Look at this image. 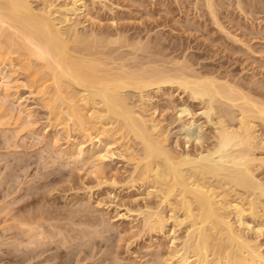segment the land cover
<instances>
[{"label": "bare ground", "instance_id": "6f19581e", "mask_svg": "<svg viewBox=\"0 0 264 264\" xmlns=\"http://www.w3.org/2000/svg\"><path fill=\"white\" fill-rule=\"evenodd\" d=\"M33 1L0 0V97L4 98H0V100H8V98L13 95V93L11 94L10 91L13 90L10 84H14L12 82H15L14 79H16V74H18L17 71L20 69V71L24 73L25 77V79L22 80H24L27 84L26 85L23 81V85L25 84L27 88L30 87L33 89L32 94L35 93L34 95L44 102L43 106L47 109V111H49V121L51 122L53 120V122H57L59 126L63 124V127H61L66 132L65 134H67L66 136L68 139L66 138V141L71 140V132L75 134H81V137H83L82 142L86 139V142L88 140L91 141L90 147L92 148L88 153H85V149L83 150V148L80 147L81 144H79V142L78 144L80 146L78 144L69 143L68 141L67 148L64 149V152L62 151L64 156H72L73 158L78 156V158L88 162H85V164H89L92 161L91 159L95 157L97 151L101 154L102 149L103 152L104 148L107 150V139L109 137L111 138V132L113 134V131L117 133V136L119 134V138H121L123 141L127 140L128 143L135 142L134 144L138 145V147L140 146V150L138 151V147L135 148V145L131 143L127 145L128 143L126 142L127 147L125 146L124 153H120L119 155L121 157L123 156L128 158L127 162L131 161L135 163L133 167L134 170H132L133 174L139 171L142 172H139L142 174V176L138 177H140L139 183L141 182L142 185L147 186L146 191L147 189L148 191L147 194H144L146 195L145 198L148 196L150 197V195L154 193L156 194H154L156 199L159 197V202H155L157 205H154L155 203H153V206H151L150 204L152 202H149V206L148 203L146 204L144 202L145 204L142 206L144 210L137 207L136 211L138 212V215H136V217L143 216V219H141L142 223L139 222L142 224L141 228L143 236L144 234L151 235L152 233H162L163 229H165V227L170 224L169 221H171V225L173 223L172 228H178L176 229L177 231H179L182 226H185L187 232L185 234L188 239V241H183L184 244L179 249L174 251L171 249L172 252H165L168 253L167 256L165 255L166 257L164 256L165 258L162 256L163 254H159V252L161 253L162 251L161 249V251L159 250V252L150 255V257L153 256L151 260H149V258L146 262H142V264H212L207 260L208 257H210V252L216 258V261H212L214 262L213 264L264 263V257L259 251L260 248H258L260 246H257L253 243L250 244L251 242H246V239H242L240 234H237L234 225L230 223V219L228 220V218L234 214L237 219L236 222L239 224V226L244 228L250 227L248 228L249 230L252 227L249 226L243 219L247 212V215L249 214L248 216H250L254 222H257L255 221L257 219L260 220L262 216L264 217V95H262V98H257L255 95L258 94L260 89H262L261 83L257 81V84L255 81L256 79L253 80L257 85H254V83L251 84H253L254 87L256 86L255 88L259 90L256 91L257 89H254L253 86L252 90L251 86L249 87V82H246L247 85H245L243 82L239 83L240 81H243L242 79L237 82V80H235L236 78L232 79V76H230V79L226 76V74L219 78L214 76L217 74L211 76L212 74L210 71H208V73L207 70H205V73H202L203 70L202 72H199L192 68V65L195 63L192 61L191 64L182 55L181 56L183 60L185 59V61L188 62H178L181 59L178 58V61H176L175 57V59L173 57L170 59L171 57L164 53L165 50L161 51L162 53H159L157 50L160 48L159 46V48L156 47L158 42L157 39L159 40V45L163 42L161 40L162 37L160 38L158 35L157 37L160 39L156 38V36L153 39L156 41L154 47V41L153 43H148V38H146V43H144V41L142 42V37V40H139V36L138 40L135 38L134 41V34L131 35L133 36V40H131L132 38H130L129 34L128 36H124L123 33L119 34L120 30L114 31L117 34L114 35L115 37L113 36L114 33L112 34L111 32L110 36L108 31L107 32L109 34L103 31H100V33L97 31L98 33H95V30L91 31L90 33L89 31L86 32L84 30L80 32L77 27L79 22L76 23L75 20H73V17L85 9L86 5L82 0H71L70 6L66 4L61 8L55 6L54 3L51 2L52 0H42V3L40 1V7L35 6L36 4L33 5ZM205 1L209 13L214 17L216 8L214 9L212 6L213 0ZM240 2L242 1H238V3ZM239 7L241 8V6ZM243 9L244 8H242V10ZM251 12H254V10ZM214 18L212 20L215 22L216 19V23L220 24V22H217V18ZM218 24L217 26L221 29L222 24ZM102 33L104 34L102 35ZM228 33L229 32L227 31L226 34L229 35L230 33ZM152 36L149 38L150 40L152 39ZM229 39H231V37ZM232 39L236 40V42L240 41L238 38L232 37ZM150 44H152V49L150 48ZM119 48H122L121 51H124L126 54L124 55L120 53L121 51H118L120 50ZM154 48L157 50V52L153 50ZM163 48L166 49L167 46H162L160 49L162 50ZM180 48L178 50H181ZM248 49H250V47ZM151 50L158 53L159 55L154 56L156 53H153ZM116 51H118V54ZM144 54L148 56H145ZM164 55L170 58L167 60V57ZM158 57H160V59ZM131 61H134L133 65H129V63L132 64ZM182 62H184V64ZM20 71H18L19 76L21 73ZM211 72L213 73V71ZM21 76H23V74ZM17 82L18 81H16L15 84ZM15 84L13 85L14 87ZM16 87H18V85ZM166 87H175V89L180 90L182 94L187 95L190 100L197 101L203 106L201 107L202 110L200 112L202 116L206 117V126L208 123L213 125L212 133L209 137H207L211 140L209 145L206 144L207 146H205L202 144V142L200 143L199 140V142H195L199 143V146L196 144L198 147L196 146L192 149L187 148L191 151L184 150L185 152L181 153H175L176 150L173 151V148L171 149V146L169 147V144L167 145V143H169L167 141L168 135L166 136V132L164 133L162 131L163 129L158 121L152 117H148V114H150V116H153L154 114L152 115L150 111H148V114L146 113L148 110L147 107H152L149 93L152 94L151 92H153L163 94L166 92L164 90ZM254 91L257 93H254ZM261 91L263 92V89ZM12 98L14 97L12 96ZM6 101L0 102V112L3 113V115H5V113L11 112L10 108L6 107L8 105H4ZM7 109H9V112H7ZM188 109H185V111L182 110L183 114H186L187 112L188 115H186V117L191 114L190 110L188 111ZM23 110L20 111L23 113ZM26 111L24 110V112ZM3 115H0V117ZM25 115L28 117L30 112H26ZM184 123L185 124H181V126L183 125L182 129L184 130L183 136L185 137L186 142H191V140L194 139V133H196L194 130L198 127V121L196 123V128L194 127L195 120H193V118L188 121L186 120ZM193 128L195 129L193 130ZM199 128L200 126L198 129ZM115 136H113V139H115ZM183 136L182 138H184ZM77 137L80 138V135ZM204 137L206 138V136ZM95 138L97 139V143H104V145H107V147L102 148V144L100 145L101 148L97 150L94 143L96 140L93 141ZM73 139L76 142L77 139ZM194 140L197 141V139ZM9 146L11 147V145ZM55 149H57V147ZM109 151H111V149ZM11 154V156H14L12 152ZM17 158H14L16 159L15 166L20 165V162L16 163V161L20 160ZM4 159L5 157H3V160ZM99 159L100 158H98V160ZM98 160H93L94 169L99 168L97 164ZM95 161L97 164L96 168L94 166ZM11 162L12 161L9 162L10 166ZM92 162L89 165H91ZM6 163L5 165L8 164ZM13 164L14 163H12V165ZM15 166L13 165L12 167L14 168ZM82 166L85 168L84 164ZM12 167L8 166L7 169L10 170ZM24 167L25 166H21V168ZM46 167L48 166H45L44 168ZM65 167L66 166L63 168ZM90 169L91 168L89 167V170ZM93 170L91 172H93ZM85 171H87L86 173L88 174L90 172H88V170ZM96 171L101 173L100 170H95L94 172ZM54 172L57 173L58 171L55 169ZM52 173L53 172H51V174ZM139 173H136V175H139ZM7 174L8 177L11 176V173L9 174L8 171ZM47 174L49 173L47 172ZM96 174L98 173H95V176H97ZM44 175L41 174V178L38 176L37 178L40 180L47 179L48 181V176ZM132 179L129 183L136 186L134 183H136V179L138 178L136 177L135 179L134 176ZM13 182L14 181H12V183ZM51 182H53V179L50 182L48 181V183ZM1 183L3 182L1 181ZM1 183L0 185H2ZM112 183L115 184L114 182ZM20 184L21 182H19V185ZM14 185H8L9 191L7 193V197L13 195L14 198L11 200L9 199V203L11 201L12 202L10 204L6 202V204H8L6 205L7 207L1 209L0 224L3 226V232H8L10 230L12 231L13 229L18 230L16 234H9L10 239H13V243L11 242L13 245H10L11 248L15 247V251L19 247L20 248L17 250L19 251L17 254H15V251V253L8 252L10 250V248H8V255L6 256H11L19 260H27L30 262V260L33 261L35 259L40 261L39 259L45 254V257L43 256L44 258L42 257L43 259L40 262H44L46 264L47 261L51 260L53 262V260L55 261L56 258L58 259V257L62 256V254H64L62 248L64 247L65 249H68L69 252L65 253L64 257L66 259H63V261L61 258L63 262H60L59 264H68V260L71 258L70 256H74V264H81L87 259H90L89 261H91L92 258H96L93 257L95 255L94 249H97L101 242L106 244L107 241H110V237L108 235V237H106L104 234L111 232V226L108 225L107 221L105 222V219L104 221L102 220L103 217H101L102 219L99 217L101 220H99L100 222L98 225V219L96 220L95 218L94 219L97 221L96 224H94L95 220H92V224L80 220L83 222L81 223L76 219V217L80 218L76 215L77 212L81 211L78 209L75 210L77 211L75 213L72 211L75 215V220H77L76 222L74 217H72V212L70 213L71 216L69 214L71 210L75 209V207H73V209L70 208L71 210L68 212V215L70 216V227L68 226L69 220L66 221V218L68 219V215H66L65 219H61V217H65V214L62 216V214L59 213L61 215L60 220L58 219L59 223L58 221L57 223H51V221L57 220L55 217L59 216L57 214L58 211L55 213L57 216H54L53 218L55 211L51 217L48 216L49 213L45 212H49L51 208L49 209V207L45 205L47 208L44 209L41 204V207L43 208V210L41 209L43 212H41L39 208L40 206L36 205L40 200L41 202L39 203H42V200L45 199V194L46 198H49L48 196L51 192H49L48 195L46 191L44 192L45 194L41 192L40 195H36L34 194L36 193L35 189L36 191L38 190L36 187L33 188L34 193H31L30 195L29 191L33 190L30 188L31 184H28V188L20 186L18 189H14ZM23 185H25L24 182ZM34 186L37 185L35 184ZM42 186H48L51 188L50 185L44 184ZM220 189L223 190V194L220 193ZM22 190L25 191L23 194L20 193ZM41 191L43 190L41 189ZM227 192H230V195L233 193L235 195L233 197H237L238 200H236V202L234 200L230 201L229 199H231V196ZM17 194L21 195L17 196ZM113 197L115 198V196ZM46 203L47 202H45V204ZM48 203H50V201ZM33 204H35L37 206L36 208H38L40 211L38 210L39 213H37L38 211H36L37 209L35 208V211H30L31 215L28 213L30 215L28 216L26 214L27 212L25 211L27 210L29 212L28 207L31 208V205ZM161 206L165 207L164 212L162 211L164 209ZM246 206L248 207L247 209ZM52 208L53 210L55 209L53 206ZM87 208L89 209V206L86 207V209L84 208L81 216L83 215V217H85L89 212L88 216L90 217V214L93 213V210H91L93 208L90 207L91 209L89 210ZM126 209L129 210L130 208ZM51 211L52 209L50 210V214L52 213ZM130 211H128V213H130ZM34 212L35 214H33ZM44 212L48 215H46ZM83 212L87 214L84 216L85 213ZM1 213H4L3 218L1 217ZM22 213H25L26 215H23ZM41 213H44L46 216L41 215ZM65 213L67 214V212ZM95 213H93V215ZM179 213H181L182 218H180L178 215ZM78 215L80 214L78 213ZM97 216L98 215H95V217ZM130 217L131 216H129V218ZM86 219H84V221ZM9 221H13V223L10 224ZM61 221H65L63 222L65 224L67 223V225H65L66 227H64ZM60 222L63 225V229H67V233H64L65 230L62 229ZM4 224L6 225L4 226ZM82 224L89 225L88 227L91 228L89 230L79 229L77 231V226L79 227ZM73 226H76V228ZM47 227L48 229H46ZM80 228L83 227L81 226ZM141 228H139L140 232ZM176 230L170 231L172 232V234L170 233V235H172V239L174 236L176 237ZM257 230H259V228ZM73 231L74 233L78 232V235L73 233L74 237L77 236V238L80 240L83 239L88 241L83 242L82 240L81 244L78 242L80 240L77 239V242L80 245L77 243L76 248L78 246L80 248L78 247L79 250L77 251V248L74 252L72 250L75 249L73 247L75 244H73V246L67 247V245H69L71 242L68 241L70 240V232L72 234ZM3 234L4 233H2V235ZM65 234H67L69 237ZM64 235L68 237V240L67 237H64ZM96 235L97 240L99 239V241L96 240ZM62 236L63 239L61 240ZM59 237H61V242L60 240L57 241V238L59 239ZM74 237H71L72 243H74ZM167 237L168 236H166V238ZM75 238L74 240L76 242ZM54 239H56L57 244L61 245L55 244ZM52 240L54 241L55 246L53 245L54 248L52 249V254L47 255V247H45V250L42 248L47 244H49L50 248H52V244H50ZM148 241L147 245H151L150 243L148 244ZM72 243L70 245H72ZM10 245L7 246L9 247ZM88 246H90L89 249L92 250H89L87 248ZM108 247L109 245H107L106 248ZM21 248L24 249L21 250ZM99 248L101 249V247ZM47 250H49V248ZM52 250H49L50 253ZM103 250H105V248ZM100 251L101 250H99V252ZM97 252L96 254L98 255L99 252ZM104 252H106V254ZM107 252L108 249L101 252L102 258L107 257L105 255H109L108 257H110V253ZM81 253H83L82 255H84V257L80 259L79 254L81 255ZM5 254L7 253L5 252ZM10 259L12 258H9V260ZM100 260L103 262L105 259H99V262ZM113 260L115 259L112 258V264L114 263ZM105 261L104 264H107V258ZM118 261L119 262L117 264H122L120 262V258ZM17 262L19 263V261ZM29 262H27V264ZM22 263L24 264L25 262Z\"/></svg>", "mask_w": 264, "mask_h": 264}, {"label": "rangeland", "instance_id": "374dc122", "mask_svg": "<svg viewBox=\"0 0 264 264\" xmlns=\"http://www.w3.org/2000/svg\"><path fill=\"white\" fill-rule=\"evenodd\" d=\"M40 1H41V3L43 2L42 0H34L33 5L36 4L35 6L40 7V5H41ZM49 1H51V0H49ZM82 1H84L85 5H86L85 9H83L81 11V13H79L73 17V20H75L76 23L79 22L77 27H78L80 32H82V30H84L86 32L89 31V33H90L91 31L95 30L94 31L95 33L97 31L99 33H100V31H103L105 33L111 32L112 34L114 33L113 34V36H114L116 34L114 31L120 30L122 32L119 31V34L123 33L124 36H128V34H129L130 38H132L131 40H133V36H131V35L134 34V41H135V38H137L136 40H138V36H139L140 37L139 40L143 39L142 42L144 41V43H146V41H145L146 38H148V41H147L148 43H151V42L153 43V41H154L153 39L155 38V36H156V38H159V37H157V35H158V36H160V38L162 37L161 40L164 43L162 41H160V42H162V44H164V45H162L161 43L159 45L158 44L159 40L157 39L158 45L156 44V47L159 46L161 48L162 46H164V47L167 46L166 49L163 48L162 50L159 47L158 48L160 50L156 48L159 51V53L161 51L165 50L164 53L166 55H169L171 57V58L169 57L170 59H172V57L173 58L175 57L176 61H178V58L181 59L178 62L185 61V59L188 60L190 63L193 61V63H195V64L192 65V68H194L195 70H197L199 72H202V70H203L202 73H205L206 72L205 70H207V72L210 71V73L212 74L211 76H213L214 74H217L214 76H217L220 78L221 76H224L226 74V76L228 78H230V76H232L231 77L232 79L236 78L235 80H237V82H239V80L242 79L243 81H240L239 83L243 82L245 85H247L246 82H249L248 84H249V87L251 86V88L253 86V84H251V83H254V85H257L258 84L257 81H258L262 85L261 87L263 89V92L261 91L262 89L259 90V89L255 88L256 86L255 87L253 86L254 89H257L256 91L259 90L258 94H255V95L257 98H262V95H264V87H263L264 86V0H258V1L257 0H252V1L251 0H213L212 6L214 7V9L216 8L215 9L216 13H214V12H212V13L215 14V15L214 14L213 15H214V17L216 16L215 18H217V20H218L217 22H220V24L216 23V19L209 13L208 7L205 4V2H206L205 0H82ZM238 1H242V2L238 3ZM51 2L54 3V5L59 7V8L63 7V5H66V4L68 6L71 5L70 4L71 0H52ZM252 2L253 3L256 2V3L253 4ZM244 3H246V4H244ZM250 3H252V4L249 5ZM238 5L241 6V8ZM250 6L253 8L254 12H251L253 10ZM213 7H212V9H213ZM242 8H244V9L242 10ZM212 17L215 19V22H214V20H212L213 19ZM112 21H114V22H112ZM217 24L218 25L222 24L221 29H225V30H221L220 27L217 26ZM126 30L129 32H127ZM227 31L230 33V34L228 33L229 35L226 34ZM124 32H126V33H124ZM111 33H110V36H111ZM103 34L104 33H102V35ZM125 34H127V35H125ZM151 36H152V39L150 40L149 38ZM141 37H142V39H141ZM230 37H231V39H229ZM232 37L238 38V40H240L242 43L240 41L236 42V40L232 39ZM163 38L166 40H164ZM155 42L156 41H154V43H153L154 47H155ZM151 46H152V44H150V48L152 49ZM249 47H250V49H248ZM175 48L177 50L180 48L181 50L177 51ZM119 49L120 50H118V51L120 52L122 48H119ZM153 50H155V48ZM153 50H151V51L153 52ZM157 50H155V51L157 52ZM118 51H116V53ZM156 52H153V53H156ZM120 53H122L124 55L126 54V53H124V51H121ZM144 55L148 56L146 54H144ZM149 55H150V52H149ZM156 55H159V54L156 53L154 56H156ZM161 55H163V54H161ZM166 55H164V56L167 57V60H168L169 58ZM176 55L177 56L179 55V56L177 57ZM181 55L185 58L184 60H183ZM164 56H162V57H164ZM158 58L160 59V57H158ZM188 61H185V62H188ZM131 62H132V64L129 63V65L134 64L133 63L134 61H131ZM182 63L184 64V62H182ZM162 65H163V63H162ZM18 71H20V69ZM18 71H17L18 74H16V79H18V80L14 79L15 82L16 81H18V82L16 84H15V82H12L15 84V87L13 86L14 84L13 85L10 84L12 86L11 88H13V90H10V91H11V94L13 93L12 96L14 98H12V96H10L12 99L9 97L10 99L8 98V100L7 99L2 100L4 98L0 97V98H2L1 99L2 101L7 100L4 105H8L6 107L10 108V110H11V112H9V109H7L8 111L7 110L6 111L9 113H5L6 112L5 111L4 112L5 115H3V113L0 112V115L4 116V117L3 116L0 117V119L2 118L0 120V161H1L0 162V171H2V172H0V179H2V180H0V183H1V181L3 182V183H1L2 185H0V204H2V205L4 204L3 206L0 205V206H2V207H0V211L2 208L7 207L6 205H8V204H6V202L9 203V201L14 198L13 195L12 196L10 195L7 197V193L9 191L8 185L12 186L15 184L13 186L14 189H16V188L18 189L20 186H23L24 188H26L27 186H29L30 184L32 185V183H33L32 186L30 185V188L33 189V188L37 187L38 188L37 191L39 193L36 191V189H35L36 193H34V189L33 190L31 189L32 191H29L30 195H31V193H34L36 195H40L41 192L44 193L45 191L48 195V193L51 192L48 196L49 198H46L45 193H44L45 195L42 194L45 197L44 200H45V202H47L46 204H45L44 200H42V203H39V202H41V200L39 202H37L39 205L35 203L37 206H40L39 207L40 210L41 209L43 210V208L46 209L47 207H49V209L50 208L52 209L51 214H50L51 209L49 210V212L44 210L46 213H49V215H48L44 212L46 215L52 217V214L54 211L55 212L53 214V218H54V216H57V214L59 215L58 217H55V219L57 218V220L51 221V223L52 222L57 223L58 219L60 220V217H61L60 214H62V216L65 214V217L64 216L61 217L62 220L65 219L66 215H68L69 210L73 209V207H75V209L71 210L69 212V214L72 211L75 213V212H77L75 210H78V209L81 210V211L77 212V214H76L77 216L80 217V218L76 217V219L79 221L81 220L83 222H87V223L92 224V220L98 219V222L96 220L94 222V224H96V222H97V225H98V223L100 222L99 220H101L102 219L101 217H103L102 220L104 221V219H105V222L107 221L108 225H110L112 228V230L110 228V231H111L110 233L104 234V236L110 237V239H109L110 241H107V243L105 242L106 244H103L104 242L103 243L101 242V244H99L100 246L98 245L99 247H101V249L99 247H98L99 249L97 248L98 250L94 249L95 255L93 257H96V258H92L91 261H89L90 259H87L84 262H82L81 264H94V263L97 264L99 262V259H105L106 260V258H107V264H112V258L115 259V260H113V262L116 264L119 262L118 261L119 258H120V262L122 264H128V263L131 264V262H132V264H134V263L135 264H142V262H146L149 258H150L149 260H151L153 258V256L150 257V255L155 254L156 252H159V250L161 251V249H162L161 253L159 252V254H163L162 256L164 257L165 255L166 256L168 255V253H165V252H169V251L172 252V250L174 251L176 249H179L184 244L185 240L188 241L186 234H185V233H187L185 226L181 227L182 230L179 229V231H177L176 229H178V228H176V229H173L174 227L172 228L173 223L171 225V221H169L170 224H168L165 227V229H163V231H162L163 235L160 232L161 234L160 233H158V234L152 233L151 235L150 234H144V236H143L142 228H141L142 224L139 223V222L142 223L141 219H143L142 218L143 216L142 217L141 216L136 217V215H138V212L136 211L137 207L142 208V210H144V208L142 206H144L145 203L146 204L148 203V205H149L151 202L152 203L150 205L153 206V203L159 202L158 201L159 197L156 199V196H155L156 194L154 193L155 195L152 194V195H150V197L148 196L145 198L146 195H144V194L145 193L147 194L148 189L146 191L147 186L142 185L141 182L139 183V180H140L139 178L142 176V174L139 173L141 171L136 172L137 174L139 173V175H136V173L133 174L132 170H134L133 167H134L135 163L131 162V161L127 162L128 158L123 157V156L121 157L119 155L120 153L121 154L124 153L125 146L128 143V141L127 140L123 141L121 138H119L120 137L119 134L117 136V133H115L113 131L114 135L111 132V138L112 139L110 137L107 139L108 140V143H107L108 144V148H107L108 151H107L104 148V147H107V145H104V143H102L103 145L100 144L99 142L97 143V139L95 138L93 141L96 140L94 142L96 149L99 150V148L102 147V148H104V152L102 149V152L100 154L96 150L97 152L95 154V157H93V159H91V160L97 161L98 158H100L97 162L98 167L100 169L96 168V165H97L96 161L94 164L96 169H94V167H93L94 161L93 162L91 161L92 164L89 165L91 162L89 164H85L86 160L83 161L82 159L78 158V156H76L74 158L72 156H70V157L64 156V153H62V151L64 152L65 151L64 149L67 148L68 141H69V143H72V144H78V142H79V144H81V146L79 144L78 145L81 148H83V150L85 149L84 150L85 153L86 152L88 153L89 151H91V148H92V147H90L91 141L88 140L89 142L88 141L86 142L87 139L85 138L86 140H84L83 141L84 143H83L82 142L83 137H81L82 135L81 134H75L72 132H71V140L66 141L68 138L66 136L67 134H65L66 132L62 128L63 124H61L59 126L57 124V122H55V121L53 122V120L51 122L49 121V119H48L49 111H47V109L43 106L44 102H42V100H40V98L38 99V97H36L34 95L35 93L32 94L33 89H31L30 87H28V88L26 87L27 84L25 83L24 80H22V79H25L24 73H22V71H20L23 74V76H21L22 75L21 73L19 76ZM211 71H213V73ZM21 80H22V82H21ZM253 80H255L257 84ZM23 81L26 85L25 84L23 85ZM21 84H22V86H21ZM17 85H18V87H16ZM23 86H25V87H23ZM253 88H252V90H253ZM164 90L166 92L163 94L162 93H153V92H151L152 94L149 93V97L151 99L150 102L152 103V107L148 106L147 107L148 110L146 111V113L148 114L149 113L148 111H150L152 113V115L154 114L153 115L154 117L150 116V114H148L149 116L148 115H146V116L152 117L160 123V125L163 129L162 131L164 133L166 132V134H165L166 136L168 135L167 137L169 140L167 139V141L169 143H167V145L169 144L168 146L169 147L171 146L170 148L171 149L173 148L172 149L173 151L176 150L175 153H178V152L181 153V152H185L187 150L191 151L190 149L195 148L199 144V143H195V142H199V140H200V143L202 142V144H204L205 146H207L206 144L209 145L211 140L207 137H209L210 134L212 133V129H213L212 126L213 125L211 123L210 124L208 123L206 126V123H207L206 117L202 116L201 112H200L202 110L201 107H203V106L200 105L197 101L190 100L187 97V95L182 94L180 92V90L175 89V87H173V88L166 87V89L164 88ZM256 91H254V93ZM260 92H262V93H260ZM259 95H260V97H259ZM15 98H18L19 100L15 99ZM14 99L17 101H15ZM1 100H0V102H2ZM23 109L25 111L27 110L26 112H30V115H29L30 117L29 116L26 117V115H25L26 112H24ZM185 109H188V111L190 110V113L193 114L194 116L190 114L189 116L186 117V115H188L187 112H186V114L182 113V110L185 111ZM20 110L21 111L23 110V113ZM180 111L182 114L180 113ZM179 114H181V115L178 116ZM190 118L191 119L193 118V120H195L194 127L196 128V123L198 121L197 124H198V127L200 126V128L198 129V127H197L196 128L197 130L195 128H193V130L195 129L194 131H196V133H194V139H197V141L192 139L191 142L190 141L186 142L185 137L183 136L184 135V130L182 129L183 125L181 126V124H185L184 122H186V120L187 121L191 120ZM196 118H197V120H196ZM212 120H213V118H212ZM55 124H57V125H55ZM182 130H183V132H182ZM79 135H80V138L77 137ZM113 136H115L114 137L115 139H113ZM182 136L184 138H182ZM204 136H206L207 139ZM73 138H75V140L77 139L76 140L77 143L74 141ZM109 139H110V141H109ZM120 139H121V141H120ZM184 141L187 144H185ZM192 142H194V143H192ZM129 143L134 144L135 142H129ZM129 143L127 145H129ZM53 144L55 147L53 146ZM9 145H11V147ZM13 145L16 146L17 148L14 147ZM100 145H102V146L100 147ZM134 145H135V148L138 147V145H136V144H134ZM56 147H57V149H55ZM42 148H44V149H42ZM187 148H190V149H187ZM110 149H111V151H109ZM137 150L138 151L140 150V146L137 148ZM11 152L13 153L14 156H11L12 155ZM7 153H8V155L10 153L9 158H8ZM110 154H112L113 156ZM3 157H5L4 160H3ZM13 157L14 158L18 157L17 159H20L19 161H16V163L20 162V165L15 166L16 165L15 164L16 159H14ZM53 158L58 163H56ZM12 159H14V160H12ZM5 160H6V162L8 161L7 162L8 164L5 162ZM21 160H22V162H21ZM81 160H82V162H81ZM10 161H12L11 166L9 163ZM5 163L7 165H5ZM12 163H14L13 164L15 166L14 168L12 167L13 166ZM61 163H63V164H61ZM86 163H88V162H86ZM83 164L85 165V168H84V166H82ZM8 166L12 167L11 168L12 170L7 169ZM21 166L22 167L25 166V167L21 168ZM45 166H48V167L44 168ZM64 166H66V167L63 168ZM60 167H61V169H60ZM89 167L91 168L90 170H89ZM92 167L94 170L92 169ZM76 168H78V169H76ZM55 169L59 173L54 172ZM6 170L8 171L9 174L11 173V176H9L10 178L8 177ZM85 170H88V172L89 171L91 172L93 170V172H91L92 174L90 172L88 174V173H86L87 171H85ZM95 170H98V171L100 170L101 173L97 172V171L94 172ZM47 172L49 174H47ZM51 172H53V173L51 174ZM95 173H98V174H96L98 177L95 176ZM41 174L42 175L45 174L44 176H48L49 182L52 181V179H53V182H51L52 184L48 183L47 179L46 180L38 179L37 176L39 178H41ZM84 174H85V176H84ZM6 176H7V179H6ZM44 176H42V177H44ZM134 176H135V179H136V177L138 178V179H136L138 182L135 180L136 183H134V184H136V186L129 183V182H131V179ZM138 176H140V177H138ZM17 178H18V180H17ZM12 181H14V182L12 183ZM18 181L21 182L20 185H19ZM23 182L25 185H23ZM110 182H111V184H110ZM112 182H114L115 184H113ZM35 184L37 186H34ZM44 184L50 185L51 188L48 186L43 187L42 185H44ZM3 188H4V190H3ZM40 188L43 191H41ZM52 188H53V190H52ZM221 190L222 189H220L219 191H220V193L223 194L224 192H223V190L222 191ZM142 191H144V192H142ZM24 192L25 191L22 190L20 193L23 194ZM227 193L229 194L230 192H227ZM21 194H17V196L18 195L20 196ZM28 196H29V194H28ZM113 196H115V198ZM151 196H153V197H151ZM230 196L229 197L231 199H229V197H228V199L230 201L234 200L236 202V200H238L237 197L236 198L233 197V196H235L233 193H231ZM141 197H142V199H141ZM137 198H138V200H137ZM53 200L55 203L53 202ZM49 201H50V203H48ZM84 202H85V204H84ZM21 203H23V202H21ZM156 203L154 205H157ZM20 204H17V205H20ZM35 204L31 205L32 207L30 206L32 209L28 207L29 212L26 210L27 208L25 209L26 210L25 212H27L26 214L28 216L31 215L32 211H35V208L37 207ZM41 204H42L43 208L41 207ZM51 205L55 208L54 210H53ZM88 206H89V209L93 208V209H91V210H93L92 211L93 213H95V212L96 213L94 215H93V213L90 214V217H91L90 218L88 216L89 212H88V215H86L87 213L83 212V213H85L84 216L85 215L87 216V219H86V216L83 217V215L81 216V214H82V211H84V208L86 209V207H88ZM126 208H128V209L130 208L131 211L132 210L133 211L131 212L130 209L127 210ZM162 208L164 209V210H162L164 212L165 207L163 206ZM247 208L248 207L246 206V209ZM36 209H37L36 211L39 210L38 208H36ZM42 210H41V212H43ZM39 211L37 213H39ZM57 211H58V213H57ZM128 211H130V213H128ZM65 212H67V214ZM73 212L71 213L73 215L72 217L75 216ZM44 213H41V215L44 216L45 215ZM55 213H57V214H55ZM78 213L80 215H78ZM247 213L245 214L243 219L253 229L251 228L248 230V228H250V227L244 228L242 226H239V224L236 222L237 219H236L234 214H232L231 215L232 217L230 216V218H228V220L230 219L229 220L230 223L234 225V228H235L237 234H240L242 239H244V240L246 239L245 240L246 242H248V241L251 242L250 244L253 243V244H256L257 246H260V247H258V248H260L259 251L262 253V255L264 257V217L262 216L260 218V220L257 219V220H255L257 222H254V221H252V218L250 216H248L249 214L247 215ZM1 214H2L1 217L3 218L4 213H1ZM22 214L24 215L25 213H22ZM33 214H35V212ZM71 214H70V216H71ZM95 215H98V216L95 217ZM167 215H169V214H167ZM178 215L180 216V218H182L181 213H179ZM70 216L68 215V219L66 218V221L69 220V222H68L69 227H70V219H69ZM129 216H131V217L129 218ZM84 219H86V220L84 221ZM0 220H1V218H0ZM74 220H75V217H74ZM77 220H75V221L77 222ZM87 220H90V221H87ZM231 220H232V222H231ZM9 222H10V224L13 223V221H9ZM61 222L63 223L65 221H61ZM83 222H81V223H83ZM58 223H59V221H58ZM62 223H61V225H62ZM86 224L81 225L83 228H80L81 226H79V227L77 226V228H76V226H73V227L76 228L77 231L79 229L80 230L81 229H86V230L88 229L89 230L91 227L89 228L88 227L89 225H86ZM5 225L6 224H4V226ZM63 225H64V227H66L65 225H67V223L66 224L63 223ZM63 225H62V229H63ZM2 227H3L2 224H0V236L2 235V233H4L2 235L4 237H2V236L0 237V258L3 257V258H1L2 261L0 260V264H21L22 262H25L24 264H27V262H29L27 260H26L27 262L23 261L21 259H20L21 260L20 261L17 258H13L11 256H6V255H8V252H11V253L16 252L15 254H17V252H19L17 250L20 247L18 249H16V251L14 249L15 247L11 248V245H13V244H11L13 239H10V235L16 234L18 232V230L13 229L12 231L10 230L8 232H3L4 229ZM69 227H67V228H69ZM139 228H141V232H140ZM258 228H259V230H257ZM46 229H48V227ZM98 229H99V227H98ZM63 230H65L64 233L68 232L67 229H65V228ZM175 230L177 231L176 232L177 234H175L176 237L175 236L173 237V239L175 238L173 241V239L171 238L172 235H170V233L172 234V232H170V231H175ZM73 233H74V231L72 232V234L70 232V235H69L70 240H68L69 236L67 234H65V235H67L68 237L64 235V237H67V240L69 242L71 241L70 244L72 243L71 237H74V234L75 233L77 234L78 232H75L74 234ZM7 236H9V237H7ZM166 236H168V237L166 238ZM75 237L74 238L76 239V242L73 238L74 243H72V245H70L69 242H68L69 245L66 244L67 247L73 246V244H75L73 246L75 249H73V250L71 249L73 252L76 251V249L79 247L78 246L76 248L77 243L79 242L82 244V240H83V239H81V240L78 239L77 236H75ZM136 237H138V238H136ZM60 238L61 237H59V239L57 238V241H59ZM95 238L97 240V235ZM103 238H105V237H103ZM62 239H63V236H62L61 240ZM77 239L80 240L81 242L80 241L77 242ZM61 240H60V242H61ZM54 241H55V244H57L56 239H54ZM54 241L52 240L53 243L50 242V244H52V246H51L52 248H50L49 244H47L49 246H47L46 244H45L46 246H43L42 249H44V250H45V247H47L46 248V252L48 251L47 255L52 254V252H53L52 249L55 246ZM97 241H99V239ZM147 241H148V244L150 243L151 245H147ZM171 241H173V242L170 243ZM7 242H8V244H7ZM14 242H15V240H14ZM83 242H88V241L83 240ZM152 243H153V245H152ZM158 244H160L161 246ZM7 245H10V246L8 247ZM57 245H61V244H57ZM107 245H109L108 248H106ZM73 247H71V248H73ZM8 248H10V250L7 252ZM48 248H49V250H52L51 253L49 250H47ZM79 248L77 249V251L79 250ZM87 248L89 249L90 246H88ZM104 248H105V250L108 249V252L110 253V257H108L109 255H105L106 252H104L105 253L104 255L107 257L102 258L101 252L105 251V250H103ZM110 248L112 251L110 250ZM23 249L24 248H21V250H23ZM147 249H148V251H147ZM11 250H13V251H11ZM62 250L64 251V254H62V256L58 257V259L56 258L57 259V260L55 259L56 262L53 260L54 264L55 263L59 264L60 262H63L66 259L64 257L65 253H68L69 250L65 249L64 247L62 248ZM89 250H92V249H89ZM96 250L98 252H99V250H101V251L98 253ZM153 250H156V251H153ZM5 252L7 254H5ZM96 252L98 253V255L96 254ZM149 252H150V254H149ZM111 253H113V254H111ZM82 254L83 253H81V255L79 254L80 259L84 257V255H82ZM115 254H116L117 258L115 256ZM144 255L146 257L147 256L148 257L146 258ZM43 256L45 257V254ZM209 256L210 257H208L207 260H208V262L213 264L214 262H212V261H214V260L216 261V258H215V256L212 255L211 252H210ZM42 257L39 259L40 261L44 258V257L43 258ZM70 257L71 258H70V260H68L69 261L68 264H70V263L74 264L75 263L74 256H70ZM9 258H12L13 260L12 259L9 260ZM61 258H62V260L63 259L64 260L62 261ZM108 258L109 259L111 258V259L109 260ZM209 258H210V260H209ZM14 259H17V260H14ZM144 259H145V261H144ZM192 259H194V258H192ZM105 260H103V262H102V260H100V262L98 264H102V263L104 264ZM140 260H141V262H140ZM17 261H19V263ZM40 261H38V259L37 260L35 259L33 261L30 260V262L28 264H35L36 262H37L36 264H38V262H39V264H45L44 262H40ZM115 261H117V262H115ZM33 262H35V263H33ZM47 262H49V263L51 262L50 264H53V262L51 260H49ZM47 262H46V264H49ZM105 263H106V261H105ZM143 264H145V263H143ZM254 264H264V263H262V262L257 263L256 262Z\"/></svg>", "mask_w": 264, "mask_h": 264}]
</instances>
